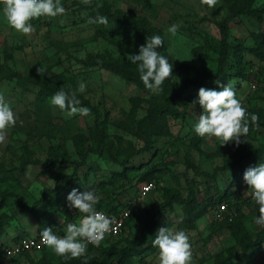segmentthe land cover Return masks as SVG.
Masks as SVG:
<instances>
[{
    "label": "rangeland",
    "instance_id": "rangeland-1",
    "mask_svg": "<svg viewBox=\"0 0 264 264\" xmlns=\"http://www.w3.org/2000/svg\"><path fill=\"white\" fill-rule=\"evenodd\" d=\"M229 1L216 0L209 7L204 0H60L66 9L64 14L33 19L34 30L24 34L8 23L4 0H0V93L17 116V123L0 143V217L5 222L0 244L45 227L64 235L67 224L82 217L66 199L74 187L66 186L64 181L54 187L56 178L72 174L81 160L73 138L81 134L87 145L95 146L92 108L99 112L101 142L113 155L107 151L88 154L77 168L76 189L94 190L101 197L96 207H132L133 219L118 244L140 236L148 222L157 220L161 227L189 233L192 264H213L215 254L236 246L229 223L239 221L253 238L262 232L264 224L256 223L260 208L243 179L244 172L221 171L214 181L200 175H211L217 167L255 150L264 155V58L251 51L241 52L242 75H230L226 83H234L243 106L259 120L252 121L249 116V132L239 144L223 143L215 136L201 137L194 131L202 108L193 102L201 88L198 84H211L215 78L220 46L218 23L228 14ZM236 2L251 10L264 6V0ZM101 15L108 18L107 24L98 22ZM117 20L123 24L144 21L149 33L140 35L131 29L120 37L114 33ZM172 24L179 25L175 33L168 32ZM228 26L230 46L254 49L259 45L256 36L264 33V12L231 19ZM152 34L164 38L159 51L173 65L171 77L176 86L185 81L194 83L183 90L186 107L169 118V134L143 140L122 126H135L150 104L163 102L164 91L152 93L143 81L126 79L90 63L110 57L136 67L128 57L137 54ZM81 81L86 82L84 93L78 91ZM43 88L52 95L38 100ZM60 88L76 91L79 99L90 105V114L68 117L52 105L50 99ZM248 159L241 163L246 169L253 166ZM148 182L153 185L152 191L140 195V187ZM190 190L195 203L206 213L188 224L185 205L173 199L187 198ZM223 194L226 209L220 213L215 202ZM99 248H87L84 255L95 256ZM158 251L151 247L132 256L127 264H159ZM64 260L48 246L21 262L5 264H66ZM232 264H264V243L253 249L248 259Z\"/></svg>",
    "mask_w": 264,
    "mask_h": 264
},
{
    "label": "clouds",
    "instance_id": "clouds-1",
    "mask_svg": "<svg viewBox=\"0 0 264 264\" xmlns=\"http://www.w3.org/2000/svg\"><path fill=\"white\" fill-rule=\"evenodd\" d=\"M213 7L216 0H204ZM66 12L60 0H4L3 13L8 23L17 31L30 34L34 30L33 19L41 16L57 17ZM98 22L108 23L106 16H99ZM178 24L168 27L169 33H175ZM164 44L163 36L156 34L147 38L139 47L137 54L128 57L136 65L140 79L152 93L163 91L164 81L172 76L173 65L169 58L159 49ZM216 88L201 87L197 100L202 111L194 124V131L201 137L215 136L223 143L241 142L249 132V116L252 121L259 120L256 114L248 113L243 102L238 98L233 82L215 81ZM78 91H86V82L81 81ZM52 105L64 110L68 117L76 114L87 116L91 109L82 104L77 92L60 88L50 99ZM17 116L0 93V143L5 140V133L15 126ZM245 183L251 189L255 202L259 205L260 215L256 217L257 224H264V163L248 167L243 173ZM69 207L82 213L78 222L68 223L64 235H59L52 227H45L42 232L44 243L65 260L84 255L88 244L98 246L112 227V218L103 211L97 210L101 197L94 190L79 191L73 188L66 197ZM182 219V217L180 218ZM158 248L159 264H192L193 252L190 235L183 229L160 227L152 241Z\"/></svg>",
    "mask_w": 264,
    "mask_h": 264
},
{
    "label": "trees",
    "instance_id": "trees-1",
    "mask_svg": "<svg viewBox=\"0 0 264 264\" xmlns=\"http://www.w3.org/2000/svg\"><path fill=\"white\" fill-rule=\"evenodd\" d=\"M228 14L218 23L219 31H220V46H219V57L217 63V69L215 73V78L211 84H198L200 87L206 88H216L218 85L215 81L220 80L226 83L228 77L230 75L241 76L242 72L239 68V63L241 61V52L244 50H248L253 52L257 57L263 59L264 58V33L258 34L256 39H258V47L256 48H244L239 45L230 46L228 42V33L229 26L228 21L238 17H248V16H259L264 12V6L258 10H251L245 5H241L236 2V0H230L228 2ZM118 24H116L114 28V33H116L120 37H124L126 30L134 29L140 35H145L147 32V26L144 21L140 20H130L129 24H123L122 21L117 20ZM153 35V34H152ZM90 66H96L100 68H107L114 73L121 75L122 77L133 80V81H142L140 79V74L136 67H132L126 63L119 62L111 59L110 57L100 58L94 60L90 63ZM228 71H231L228 73ZM233 71V72H232ZM233 73V74H232ZM192 81H185L180 87H177L174 80L170 76L167 78L163 85V91L165 93V98L161 104H150L146 109L145 115L137 121L135 126H122L123 129L128 131L134 136L139 137L140 139L146 140V138L153 137H161L169 134V118L173 115L178 114L179 108H184L187 105L186 100L183 98V90L187 88L190 84H193ZM44 89V88H43ZM37 95L38 100H43L47 96L52 95L49 90L46 88L38 92ZM82 104L90 107V105L82 101ZM94 114V124L96 127V137H95V146L92 148L86 144V138L83 135H76L73 138L74 147L76 149L77 155L81 158L80 162L77 164V168L80 165L85 163V159L88 154H101L104 151H107L109 155H113L112 150L108 145H104L101 142L100 136L101 133L98 128L99 123V112L92 108ZM255 166L258 163H264V155H262L261 150H255L248 154L247 156ZM244 156H238L230 162H226L224 165L217 167L214 172L209 175L206 173H201L203 177L208 180L214 181L216 179V175L225 170H235L240 169L242 172H245L246 167H242L241 163L247 158ZM77 168L70 175L60 174L56 178V186L57 188L60 181H64L65 185L70 188H77L79 185V176L77 175ZM192 191L190 190L187 198L181 199L176 197L173 199L175 202H180L185 205L186 209V223L191 224L194 220L203 214L206 213V209H200L199 206L195 203L193 196H191ZM226 199V195H222L219 197L216 204H220L224 202ZM43 198H41L38 202H41ZM169 199H167L168 201ZM37 202V204H38ZM169 203V201H168ZM214 204V202H213ZM34 204L32 207H35ZM2 207V202L0 201V208ZM132 209V207H130ZM26 209V208H25ZM32 211V208H27ZM124 208H119L116 206L108 207L107 209H103L98 206L97 210H103L106 212H116ZM127 209V208H125ZM130 209V210H131ZM129 210V212H131ZM3 217H0V233L3 231L5 222H3ZM133 219L132 213H130L129 218L127 220L125 229L129 222ZM158 221L155 220L153 222H148L145 230L140 236H135L130 239H125L122 245L118 244L120 237L108 241L105 245L99 246H90L88 245L89 250L94 248H99L100 253L95 256H86L82 255L77 258H71L64 260L63 263L66 264H127L130 258L134 255H141L144 251H147L151 247H155L152 243L157 230L160 228ZM124 229V232H125ZM229 229L232 232V235L235 238L236 246L229 247L221 252H218L214 256L213 264H232L233 261H243L248 259V255L253 249L260 247L264 243V228L262 232L256 237L253 238L240 224L239 221L229 223ZM22 237V236H21ZM4 246L3 243L0 244V248ZM26 257L29 255L26 254ZM13 262H21V259H14ZM43 264H48V262H43Z\"/></svg>",
    "mask_w": 264,
    "mask_h": 264
},
{
    "label": "built area",
    "instance_id": "built-area-1",
    "mask_svg": "<svg viewBox=\"0 0 264 264\" xmlns=\"http://www.w3.org/2000/svg\"><path fill=\"white\" fill-rule=\"evenodd\" d=\"M152 189L153 185L151 183H144L140 187V195L146 196L152 191ZM225 209L226 205L224 203H220L219 212L221 213ZM103 212H105L108 216L112 218L113 223L110 231L105 235L104 239L100 242L99 245H105L108 241L120 237L124 232L127 220L130 215L129 210L125 208L116 212ZM218 217H220V214H218ZM88 245L96 246L91 243H89ZM47 247L48 246L44 243L42 239V234L22 236L16 241L10 244H5L0 248V264H4L5 260H12L18 257H22L24 254L43 252L47 249Z\"/></svg>",
    "mask_w": 264,
    "mask_h": 264
},
{
    "label": "crops",
    "instance_id": "crops-1",
    "mask_svg": "<svg viewBox=\"0 0 264 264\" xmlns=\"http://www.w3.org/2000/svg\"><path fill=\"white\" fill-rule=\"evenodd\" d=\"M42 232H43V230L42 231H40V232H37V233H34V234H26L27 236H31V235H38V234H42ZM25 235V236H26ZM21 236H18L17 238H14V239H12V240H7V241H3V245H5V244H10V243H12V242H14V241H16L17 239H19ZM31 254H34V253H31ZM26 254H24L22 257H18V258H15V259H21V260H23L26 256H25ZM28 255H30V254H28ZM13 260L14 259H12V260H5V262H4V264L7 262V261H10L11 263H13Z\"/></svg>",
    "mask_w": 264,
    "mask_h": 264
}]
</instances>
